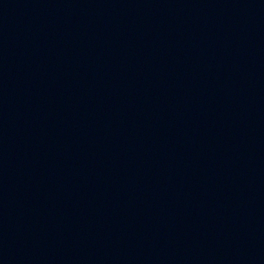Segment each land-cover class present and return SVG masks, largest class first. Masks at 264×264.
<instances>
[{"label": "water", "instance_id": "water-1", "mask_svg": "<svg viewBox=\"0 0 264 264\" xmlns=\"http://www.w3.org/2000/svg\"><path fill=\"white\" fill-rule=\"evenodd\" d=\"M264 115V0H0V264H201Z\"/></svg>", "mask_w": 264, "mask_h": 264}]
</instances>
